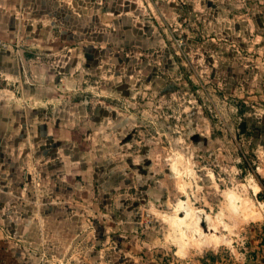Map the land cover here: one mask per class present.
<instances>
[{
  "label": "rangeland",
  "instance_id": "obj_1",
  "mask_svg": "<svg viewBox=\"0 0 264 264\" xmlns=\"http://www.w3.org/2000/svg\"><path fill=\"white\" fill-rule=\"evenodd\" d=\"M8 2L12 264H264V0Z\"/></svg>",
  "mask_w": 264,
  "mask_h": 264
},
{
  "label": "crops",
  "instance_id": "obj_2",
  "mask_svg": "<svg viewBox=\"0 0 264 264\" xmlns=\"http://www.w3.org/2000/svg\"><path fill=\"white\" fill-rule=\"evenodd\" d=\"M10 8V3L8 0H0V21L3 19L6 15L3 12L5 10H8ZM1 25V22H0ZM2 55L0 53V58H2ZM13 110L11 107H8V103L4 98H0V134H5V132H9L11 130V125L9 122H11V119L13 117ZM10 117V118H9ZM2 168L0 164V169ZM4 170V169H3ZM2 170V171H3ZM2 175V174H0ZM5 242H8V240H4L0 236V264L6 263H13L14 262V253L9 250L8 243L5 245L6 247L3 248V245Z\"/></svg>",
  "mask_w": 264,
  "mask_h": 264
},
{
  "label": "bare ground",
  "instance_id": "obj_3",
  "mask_svg": "<svg viewBox=\"0 0 264 264\" xmlns=\"http://www.w3.org/2000/svg\"><path fill=\"white\" fill-rule=\"evenodd\" d=\"M230 197V196H229ZM232 200V199H231ZM233 201V200H232ZM235 202V201H234ZM234 202H233V204H234ZM233 204H230V208H228L229 209V211H230V215H233V216H237L238 215V210L235 208V206L233 205ZM239 209V208H238ZM240 210V209H239ZM241 211V210H240ZM223 215V214H222ZM222 221V220H221ZM177 222V221H176ZM179 222V221H178ZM182 224H184V220H181L179 223H177V228L180 230V232H181V236L182 237H185V234L181 231V229H182ZM188 225V224H187ZM195 224H193L192 226H194ZM189 226V225H188ZM188 226H186V227H188ZM191 226V225H190ZM189 226V227H190ZM181 227V228H180ZM213 228H217V226L216 225H214L213 226ZM177 229V230H178ZM187 229H189V228H187ZM191 229V228H190ZM189 229V230H190ZM194 229H195V227H194ZM194 229H192L194 232H198V234H199V236H200V240H202V243H201V245L202 246H215V245H217L218 244V239L217 238H215V237H208V238H205V239H202V235H201V233H200V231L198 230V229H196V231L194 230ZM179 230H178V233H179ZM196 232V233H197ZM193 234V233H192ZM187 235V234H186ZM189 236V235H188ZM190 239V238H189ZM188 239V240H189ZM187 240V239H186ZM187 244V243H186ZM180 247H181V249H182V240H181V243H180ZM187 246V245H186ZM187 248V247H186ZM185 249V248H184ZM186 250V249H185Z\"/></svg>",
  "mask_w": 264,
  "mask_h": 264
},
{
  "label": "built area",
  "instance_id": "obj_4",
  "mask_svg": "<svg viewBox=\"0 0 264 264\" xmlns=\"http://www.w3.org/2000/svg\"><path fill=\"white\" fill-rule=\"evenodd\" d=\"M6 45H5V43H4V39L0 36V47H5ZM16 52L18 53V55H19V50L18 49H16Z\"/></svg>",
  "mask_w": 264,
  "mask_h": 264
},
{
  "label": "water",
  "instance_id": "obj_5",
  "mask_svg": "<svg viewBox=\"0 0 264 264\" xmlns=\"http://www.w3.org/2000/svg\"><path fill=\"white\" fill-rule=\"evenodd\" d=\"M23 51H20V55L22 56V58H23V53H22Z\"/></svg>",
  "mask_w": 264,
  "mask_h": 264
},
{
  "label": "trees",
  "instance_id": "obj_6",
  "mask_svg": "<svg viewBox=\"0 0 264 264\" xmlns=\"http://www.w3.org/2000/svg\"><path fill=\"white\" fill-rule=\"evenodd\" d=\"M264 182V181H263Z\"/></svg>",
  "mask_w": 264,
  "mask_h": 264
}]
</instances>
